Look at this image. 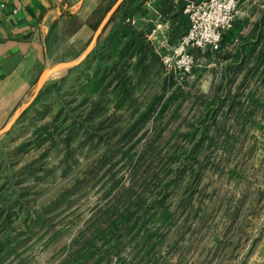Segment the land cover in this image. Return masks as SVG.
<instances>
[{"label": "rangeland", "instance_id": "obj_1", "mask_svg": "<svg viewBox=\"0 0 264 264\" xmlns=\"http://www.w3.org/2000/svg\"><path fill=\"white\" fill-rule=\"evenodd\" d=\"M193 1L199 34L225 15ZM185 13L179 39L124 19L158 61L140 80L128 57L122 105L112 37L51 51L45 88L0 128V264H264V0H237L218 47L186 41ZM156 94L163 114H132Z\"/></svg>", "mask_w": 264, "mask_h": 264}, {"label": "crops", "instance_id": "obj_2", "mask_svg": "<svg viewBox=\"0 0 264 264\" xmlns=\"http://www.w3.org/2000/svg\"><path fill=\"white\" fill-rule=\"evenodd\" d=\"M164 1L157 0L154 9H146L147 0H9L5 9L0 8V128L29 107L45 88L46 80L40 88L38 85L53 64L51 51H83L103 35L110 37L126 17L122 9L126 2L142 6L126 18L139 16V23L155 18L171 39H179L187 31L189 19L184 20L187 15L177 2L164 12ZM110 2H115L111 9L100 11Z\"/></svg>", "mask_w": 264, "mask_h": 264}, {"label": "trees", "instance_id": "obj_3", "mask_svg": "<svg viewBox=\"0 0 264 264\" xmlns=\"http://www.w3.org/2000/svg\"><path fill=\"white\" fill-rule=\"evenodd\" d=\"M176 2L181 6V8H184L185 0H165L162 3L161 9L164 12L170 11L173 8L174 4H176ZM140 4L141 3H136L132 5L131 3H127V2L124 3L122 5V9L125 10L126 17L129 14H131L134 11V9H141L142 6ZM101 9L102 7H100V11ZM126 17L120 21V23L117 25L118 28L115 29V31L110 35V37H112L110 46L113 48L114 53L116 52V58H117L115 59V63H114L116 66V75L117 77H119L118 80L120 82V86L116 85V87L117 88L119 87L120 91L122 90L121 96L117 99L118 105H122L124 102L131 99L133 95V93L130 91L131 88L129 86V84L132 82L131 81L132 76L127 75L123 70V67L124 66L126 67L129 64L128 57H130L131 55H135L136 57L138 56V59L133 64V70L140 71L137 77L140 80L144 77L143 74L144 72L146 73L148 69V64H145L146 56L151 55L152 58L151 61H155V62L158 61V55L151 49L150 45L146 41L144 32L137 29L135 26H131L130 24L126 23L124 21ZM186 18H188V15L187 17L186 16L184 17V20H186ZM97 25L98 22L93 26L96 27ZM187 30H188V26H187ZM92 55L96 56L97 54L92 52ZM96 57H98V55ZM97 72L98 70L96 71V74H98ZM171 98L172 96L171 97L169 96L164 99L163 103H161V100L163 99V95L156 94L152 97L150 101H147L145 103L143 109L137 106L133 110L132 114L136 115L139 112L137 118L139 120L146 119L154 111L155 107L161 103L162 109H160V111L158 112V116H160L161 114H163L164 107L166 104L170 102ZM131 103H133V100Z\"/></svg>", "mask_w": 264, "mask_h": 264}, {"label": "built area", "instance_id": "obj_4", "mask_svg": "<svg viewBox=\"0 0 264 264\" xmlns=\"http://www.w3.org/2000/svg\"><path fill=\"white\" fill-rule=\"evenodd\" d=\"M9 0H0V8L5 9L8 5ZM215 1V0H213ZM211 0V2H213ZM218 5V8L225 10V15H223V18H212L205 28L201 30V34L197 32L196 24H195V13L197 9V4L193 0H187L185 12L189 13L191 16V19L193 20V24L189 30L188 37L186 41H189L191 38H194L196 35H199L202 39L205 41H210L216 43V46L218 45V41H220L223 32L222 29L226 25H231V21L233 20V12L236 9L237 6V0H222V1H216L214 2ZM189 38V39H188ZM218 47V46H217ZM185 46L182 45L180 47L176 48V55L177 57H181L179 59L180 65H183L186 68H189L190 65L193 63L194 56L189 53L184 52Z\"/></svg>", "mask_w": 264, "mask_h": 264}, {"label": "water", "instance_id": "obj_5", "mask_svg": "<svg viewBox=\"0 0 264 264\" xmlns=\"http://www.w3.org/2000/svg\"><path fill=\"white\" fill-rule=\"evenodd\" d=\"M90 50H91V46L88 47V49H87L86 52H85V55H87V54L90 52ZM79 61H80V60L74 61V63H75V62H79ZM74 63H73V64H74ZM68 65H70V63H66V64H64V66H68ZM44 81H45L44 76H42V78H41V80H40V82H39L38 88H40V87L43 85ZM10 123H11V121H10Z\"/></svg>", "mask_w": 264, "mask_h": 264}]
</instances>
